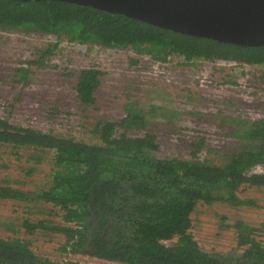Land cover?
Segmentation results:
<instances>
[{
  "label": "trees",
  "instance_id": "16d2710c",
  "mask_svg": "<svg viewBox=\"0 0 264 264\" xmlns=\"http://www.w3.org/2000/svg\"><path fill=\"white\" fill-rule=\"evenodd\" d=\"M0 31L52 36L54 43L36 50L41 53L39 59L25 60L36 64L65 39L80 45L130 49L156 62L178 55L190 66L195 60H204L207 66L219 61L264 64V45L243 46L193 36L61 0H0ZM137 61L130 59L131 64ZM17 70L22 82L29 69ZM100 75L93 67L75 73L80 103H94ZM131 108L119 120H99L100 129L93 128L97 142L59 136L0 116V144L50 155L49 182L34 199L61 210L60 219L35 215L45 212L31 210L29 191L8 181L0 183V199L26 203L30 217L34 215L32 221L22 216L21 227L28 234L43 231L63 237L62 256L55 259L36 254L28 239L0 236V264H81L72 254L120 264H264V242L259 238L264 234V220L259 227L244 219L227 225L237 234L240 248L228 254L203 248L191 231L192 215L199 206L256 205L242 199L239 192L264 191V170H258L264 165V116L252 118L239 112L231 117L226 135L238 147L212 162L197 157L204 138L190 158L157 156L160 147L154 133L129 134L146 128L144 116ZM31 158L43 160L34 153ZM219 216L222 225L227 217Z\"/></svg>",
  "mask_w": 264,
  "mask_h": 264
},
{
  "label": "rangeland",
  "instance_id": "374dc122",
  "mask_svg": "<svg viewBox=\"0 0 264 264\" xmlns=\"http://www.w3.org/2000/svg\"><path fill=\"white\" fill-rule=\"evenodd\" d=\"M49 42L52 44L55 39L32 32L0 31V116L59 136L75 135L97 142L99 138L93 128L100 129L98 121L119 120L131 106L144 116L146 128L134 129L129 134L154 133L160 147L157 156L190 158L199 139L204 138L197 157L212 162L222 160L225 151L238 147L226 135L231 117L239 112H246L252 118L264 116V64L215 62L206 66L203 63L206 61L195 60L194 66H190L178 55L156 62L149 55H139L130 49L80 45L66 39L58 42L53 54L41 58L38 64L25 62L39 59L41 53L36 50H44ZM131 57L138 63L131 64ZM20 67L29 69L22 82L17 70ZM87 67L97 68L102 75L94 103L84 105L76 95L75 73ZM147 112L151 113L146 115ZM33 153L43 160L32 159ZM49 158V154L32 148L15 149L0 144V183L8 181L29 191V197L34 199L35 193L49 182ZM258 170H264V165ZM239 195L256 205L214 204L199 206L193 213V234L207 250L225 254L231 251L234 244L226 226L235 220L244 219L258 227L264 220L263 189L249 188ZM33 199L29 208L45 212L35 215L60 219L61 210L57 207ZM25 204L15 199H0V236L28 239L36 254L59 259L63 241L60 234L43 231L28 234L21 227L22 216H28L31 221L34 218ZM219 215L227 217L222 225ZM259 238L264 242V234ZM71 257L81 264H120L87 255Z\"/></svg>",
  "mask_w": 264,
  "mask_h": 264
},
{
  "label": "water",
  "instance_id": "95a60500",
  "mask_svg": "<svg viewBox=\"0 0 264 264\" xmlns=\"http://www.w3.org/2000/svg\"><path fill=\"white\" fill-rule=\"evenodd\" d=\"M28 1V0H26ZM193 36L264 45V0H61Z\"/></svg>",
  "mask_w": 264,
  "mask_h": 264
},
{
  "label": "built area",
  "instance_id": "2783aa9c",
  "mask_svg": "<svg viewBox=\"0 0 264 264\" xmlns=\"http://www.w3.org/2000/svg\"><path fill=\"white\" fill-rule=\"evenodd\" d=\"M204 63V65H206L207 66V64H206V62H203ZM87 68H89V67H87ZM95 68V67H94ZM83 69V68H82ZM97 69V68H96ZM194 224V227H195V223H193ZM193 227V228H194ZM193 228L191 229V231L193 232ZM227 231H229V234L231 235V237H232V240H233V246L231 247V250L232 249H238V246H237V234L233 231V229H228L227 228ZM202 246V245H201ZM203 247V246H202ZM204 248V247H203ZM211 250V249H210ZM240 250V248L237 250V251H239ZM94 259H97V258H94Z\"/></svg>",
  "mask_w": 264,
  "mask_h": 264
},
{
  "label": "clouds",
  "instance_id": "9594fccd",
  "mask_svg": "<svg viewBox=\"0 0 264 264\" xmlns=\"http://www.w3.org/2000/svg\"><path fill=\"white\" fill-rule=\"evenodd\" d=\"M219 62H221V61H219ZM224 62V61H223ZM225 63H227V62H225ZM230 63H236V62H230ZM245 64V63H244ZM199 245H201V244H199ZM205 248V247H204ZM206 249V248H205Z\"/></svg>",
  "mask_w": 264,
  "mask_h": 264
}]
</instances>
